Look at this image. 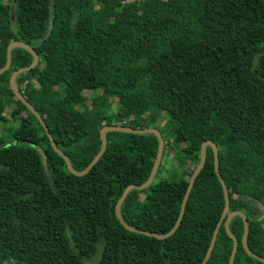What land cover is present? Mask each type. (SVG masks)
<instances>
[{
    "label": "trees",
    "instance_id": "16d2710c",
    "mask_svg": "<svg viewBox=\"0 0 264 264\" xmlns=\"http://www.w3.org/2000/svg\"><path fill=\"white\" fill-rule=\"evenodd\" d=\"M11 41L38 57L15 85L73 170L98 152L102 126L160 134L168 165L160 159L154 177L166 176L128 192L124 223L168 232L210 141L228 210L245 216L246 246L264 259V0H0V68ZM31 59L13 49L0 74V264H200L223 208L211 149L174 233L128 232L114 205L147 179L156 138L106 133L90 170L70 174L9 89ZM228 230L233 264H261L240 246L239 217ZM230 250L221 225L205 264H227Z\"/></svg>",
    "mask_w": 264,
    "mask_h": 264
},
{
    "label": "water",
    "instance_id": "95a60500",
    "mask_svg": "<svg viewBox=\"0 0 264 264\" xmlns=\"http://www.w3.org/2000/svg\"><path fill=\"white\" fill-rule=\"evenodd\" d=\"M124 1L131 3L134 0H124ZM16 48L22 49L25 52H27L31 56L32 59H31V62L28 66L15 69L11 72V74L9 75V79H8L9 89L11 90L15 100L19 101L25 107V109L37 120V122L41 126V128H42V130H43V132H44V134L48 140V143H49L51 149L53 150L54 153H56L63 160L65 168L70 174H72L74 176H82L90 170V168L97 162V160L100 158V156L104 152L105 144H106L105 143V134L106 133L117 132V133L135 134V135L152 134L156 138L157 149H156L155 157H154L152 167H151V170L149 172L147 179L140 185H128L127 187H125V189L122 191L120 197L116 200L115 205H114V215H115L117 221L119 222V224L126 231L132 232V233L142 234V235L154 238L156 240L166 239L174 233V231L178 227L179 222L181 220L183 210H184V206H185L189 191L193 185L194 179L197 176V174L199 173V171L201 170V168L203 167V164L205 161V149H206V147H209L211 149L212 157H213V161H212L213 171H214V174L217 178V181H218V183L221 187V191H222L223 208H222L221 214L219 216V219H218V221H217V223H216V225H215V227L211 233L207 249L205 251V254H204L200 264L206 263L209 255H210V252L213 248L217 231L221 225L223 227L225 234L231 240V250H230V253L228 256L227 264H233V258H234V255H235V252L237 249V241L230 234V232L228 230V225H229L230 220L235 216L239 217L241 222H242V234L240 237V246H241L243 252L248 257L258 261L261 264H264V259L254 255L253 253H251L246 246L247 222L245 220V216L239 211H230L229 212V210H228L227 190H226V187L224 185V182L221 180L219 173H218L216 147L210 141H204L200 144L198 163H197L196 167L193 169V171H192V173L188 179L185 192H184L183 197H182L181 202H180L177 218H176L173 226L170 228V230L168 232H166L165 234H154V233H149V232H142V231L134 229V228L128 226L126 223H124V221L121 219V216H120V206H121V203L123 202V200L125 199L126 195L131 190H143V189L147 188L149 186V184L152 182V180L156 174L157 168H158L159 163H160L161 155H162V150H163V140H162L160 134L158 133L157 130H155L153 128L132 129V128H129L126 126H120V125L119 126H116V125L102 126L98 132L99 140H100V146H99L98 152L96 153V155L92 158V160L88 163V165L83 170H81V171L73 170L68 159H67V157L59 149H57L56 146L53 144L51 136H50L46 126L44 125L41 117L39 116V114L32 108V106H30L26 102V100L21 95V93L17 90V87L15 85V79L19 74L25 73V72L33 69L37 65L38 57L34 53V51L26 44H23V43L18 42V41H11L6 46L5 62H4V65L0 68V74L5 72L9 68L11 51L13 49H16Z\"/></svg>",
    "mask_w": 264,
    "mask_h": 264
},
{
    "label": "rangeland",
    "instance_id": "374dc122",
    "mask_svg": "<svg viewBox=\"0 0 264 264\" xmlns=\"http://www.w3.org/2000/svg\"><path fill=\"white\" fill-rule=\"evenodd\" d=\"M83 94H87L86 92H83ZM7 110H8V108L7 109H5V111H4V117L7 119V123H6V126H8L9 124H10V122H9V120H8V114H7ZM21 116L22 117H24L25 116V113H21ZM1 128H2V126H1V124H0V130H1ZM181 147H183L184 146V144L182 143L181 145H180ZM171 158V154H169L167 157H166V160H168L169 161V159ZM161 163H166V165H165V167L168 165V163L167 162H165V157L163 156V158L161 159ZM164 171H165V169H163V170H160L159 172V175L158 176H156V177H154V181L155 180H157L159 177H165L166 176V173H164Z\"/></svg>",
    "mask_w": 264,
    "mask_h": 264
}]
</instances>
